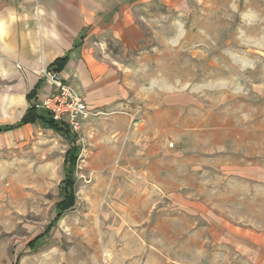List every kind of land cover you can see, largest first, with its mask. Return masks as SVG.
I'll use <instances>...</instances> for the list:
<instances>
[{
  "label": "rangeland",
  "instance_id": "1",
  "mask_svg": "<svg viewBox=\"0 0 264 264\" xmlns=\"http://www.w3.org/2000/svg\"><path fill=\"white\" fill-rule=\"evenodd\" d=\"M136 22V50L110 44L124 105L0 148V264H264V0H146Z\"/></svg>",
  "mask_w": 264,
  "mask_h": 264
},
{
  "label": "crops",
  "instance_id": "2",
  "mask_svg": "<svg viewBox=\"0 0 264 264\" xmlns=\"http://www.w3.org/2000/svg\"><path fill=\"white\" fill-rule=\"evenodd\" d=\"M144 1L0 0V148L43 128L35 122L2 129L28 109L41 110L37 105L51 89L41 68L58 71L90 107L125 104L124 66L110 44L136 50L141 37L136 16ZM62 57L57 67L54 62Z\"/></svg>",
  "mask_w": 264,
  "mask_h": 264
},
{
  "label": "built area",
  "instance_id": "3",
  "mask_svg": "<svg viewBox=\"0 0 264 264\" xmlns=\"http://www.w3.org/2000/svg\"><path fill=\"white\" fill-rule=\"evenodd\" d=\"M39 74L51 89L37 107L47 111L53 120L66 125L72 133L79 134L86 120L106 113L100 108L90 107L82 93L64 80L58 71L41 68Z\"/></svg>",
  "mask_w": 264,
  "mask_h": 264
},
{
  "label": "trees",
  "instance_id": "4",
  "mask_svg": "<svg viewBox=\"0 0 264 264\" xmlns=\"http://www.w3.org/2000/svg\"><path fill=\"white\" fill-rule=\"evenodd\" d=\"M64 61H65V57H62L57 59L54 62V64L57 67H59ZM44 115H46L48 119H46ZM35 122L39 123L43 128L50 129L56 133L60 132L61 134H65L66 138H69L70 136L76 141L75 138L76 135L72 133L66 125L53 120L50 114L43 109L39 111L35 110L34 108L28 109V111L24 114V116L21 118L19 122L11 126H5L2 129L8 130L12 128H17L26 123H35ZM79 153H80V147L76 145L75 142L73 141L72 145L68 148L64 156L63 162H64L65 175L62 180L64 199L58 204V209H57L58 212L67 210L74 205L75 198L73 196L74 195L73 187L75 183V177L73 174L75 170L74 165H76L77 156L79 155Z\"/></svg>",
  "mask_w": 264,
  "mask_h": 264
}]
</instances>
